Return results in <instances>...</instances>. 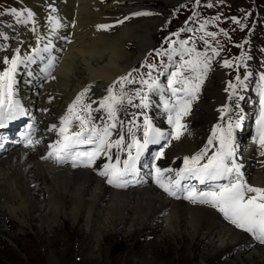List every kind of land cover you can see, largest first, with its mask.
<instances>
[{
  "label": "bare ground",
  "instance_id": "bare-ground-1",
  "mask_svg": "<svg viewBox=\"0 0 264 264\" xmlns=\"http://www.w3.org/2000/svg\"><path fill=\"white\" fill-rule=\"evenodd\" d=\"M161 2L18 0L20 10L28 9L34 14L32 23H16V18L7 12L0 15V33L8 35V40L0 39V57L11 58L15 49H28L38 41L64 39L62 45L68 47L61 66L41 91L46 99L52 98H43L40 103V133H45V146L39 152L37 148L14 149L0 158V239L16 254L31 255L27 242L32 236L44 247L52 264H70L74 250L69 241H64V228L68 225L77 235L95 239L96 245L89 251L83 246L79 249L93 264L109 262L122 241L127 243L124 252L136 249L135 258L145 260V264H169L171 253L178 259L197 258L203 264H264V244L219 216L218 209L195 206L183 198L171 199L155 187L127 191L109 187L99 175V163H108L107 157L100 158L95 172L41 160L60 138L58 131H50L51 125L59 126L61 116L85 88L90 90L83 104H91L95 123H105L104 111H95L100 107L99 101L114 84V92H118L119 78L140 66L136 63H141L154 47L155 34L167 20L162 11L167 7ZM144 19L148 23L141 32L138 25ZM121 20L123 23H118ZM98 25L113 27L98 30ZM219 62L203 99L191 100L190 111L182 119L186 125L184 134L168 146L164 161L179 164L183 157L201 151L222 119L229 96V77L223 62ZM136 89L141 87L124 90L131 96ZM138 111L141 109L125 102L117 114L126 122L129 115ZM256 143L249 136L247 156H237L244 164L245 179L252 186L264 187V148H257ZM111 155L115 162L116 154ZM200 190H206L205 186ZM11 221L15 232L7 231ZM140 241L143 244L138 246Z\"/></svg>",
  "mask_w": 264,
  "mask_h": 264
},
{
  "label": "snow or ice",
  "instance_id": "snow-or-ice-1",
  "mask_svg": "<svg viewBox=\"0 0 264 264\" xmlns=\"http://www.w3.org/2000/svg\"><path fill=\"white\" fill-rule=\"evenodd\" d=\"M200 0H196L198 5ZM211 7L212 5H207ZM4 12L12 14L16 18V23L27 25L34 21V14L31 10L16 8L5 9ZM149 13H134V15H147ZM197 14L194 12L193 16L189 17L192 20ZM128 19V17H125ZM215 19H219L218 17ZM233 22L239 23L236 17L231 18ZM213 21H206L205 24L200 25V30L203 31L207 23ZM123 23V21H118ZM187 23V21H185ZM60 25H56L59 27ZM113 27L112 25H98V30H107ZM243 28V25H241ZM35 31V29H33ZM190 31V29L181 28L178 32L172 33L173 36H178L179 32ZM225 32L224 29L220 30ZM207 36L215 40L216 32H207ZM225 35L227 33L225 32ZM0 39H8L6 35L0 33ZM204 39V37H201ZM176 41H170L171 45L176 44ZM189 41L181 40V51L179 53L180 59L183 63L172 71L167 77V87L171 90V93L176 97L175 103H170L169 100H164V108L167 111V122L172 126L171 132H163L158 128H155L149 119V117L141 112L139 115L143 116V124L140 125L136 122V115L132 120L128 122L126 131H124V121L119 120L117 113L121 107L127 102L130 105L138 109H147L150 106L151 100L149 93L159 91L161 84L157 79L152 78V70L157 66L155 64H147L149 71L145 73L149 79L140 81L141 84L147 86L148 92H144L143 89H136L131 96L126 92L125 85L136 83L133 79H130L132 73H128L125 76L119 78V84L121 91L115 93L113 87L107 89V95L99 101V109L95 111H104L106 115V121L103 126H98L92 116L91 104H83V98L87 95L90 88H85L80 92L75 100L68 106L67 113L60 118L59 126L56 124L51 125L50 131H58L60 138L51 145V151L44 159H54L57 163H66L69 160L72 161V166L77 167L78 163L87 167H91L96 160L101 156H105L108 159V163H105L102 169L99 171V175L104 177L108 184L116 187H126L132 179L138 174L137 161H139L142 153L148 147L149 144H160L161 140L166 142L160 146L159 151L155 154V159H160L164 156L165 148H167L172 140H179L184 134L183 130L186 125L182 123V119L188 114L191 108V100L185 97L191 96L192 99L196 98L195 93L199 90L202 77L209 70L208 61L209 57L205 53L198 52L195 47H184ZM206 46H210L208 40H204ZM243 45H239L242 47ZM51 44L45 45L42 49L44 52H48ZM34 51H41V49H35ZM211 51L218 55L216 48H211ZM193 53L195 55H193ZM174 54H177V50L172 48L169 50H157V55L167 56L169 59ZM187 54L190 58L183 60V55ZM237 60H241L242 57H237ZM26 60H32L31 57H21L20 49H15V54L9 58L8 56L0 57V62L7 65L2 71H0V128L6 127L5 120L15 119L17 116L24 115L23 109L18 103L13 102L12 87L15 83V76L18 71V67L25 63ZM225 67H231L232 62L224 60ZM187 68L194 76L190 79L185 77L183 80V87L176 88L174 84L179 83L176 79L177 76H183L182 68ZM138 71V69H133ZM163 73H161L162 75ZM236 79L243 84L240 77ZM195 81V82H193ZM229 87L235 89L236 84L229 82ZM227 91V89H225ZM184 93L180 96L179 93ZM7 97L8 109L3 107L4 97ZM138 98V103L133 104V101ZM261 110L260 116L257 121V142L261 148H264V91L261 92ZM77 106H80V111H77ZM227 106L222 110V114L227 112ZM46 111V109H45ZM75 123L78 130L70 131ZM120 125L121 130L117 134L116 139H112L113 131ZM234 127L238 128L239 123L235 125L229 123L226 128L213 129V135L209 138L208 144L205 147L192 155L191 157H183L184 167L175 173V178L168 177L165 182V173L171 172V169H161L154 164L155 168V183L163 189L168 195L177 197L178 193L184 194V198L190 200L192 203L206 204L219 210L223 214L224 218L231 222L236 228L241 229L247 233H250L256 240L264 244V187H255L248 184L243 180V173L241 172L242 165L236 162L235 159V139L233 136ZM142 128V139L137 138L134 129ZM126 136L129 137L126 142ZM213 140L219 141V148L211 155L207 156V162L201 164L200 161L205 158L208 153L209 146L213 144ZM34 142L31 137L27 138V145L30 146ZM35 143H40L36 140ZM81 145H90V149L86 151H76ZM116 150L115 162L111 153ZM135 149V155L132 154ZM127 152V158L121 161L120 153ZM264 155V152H261ZM233 175L235 179L233 180ZM198 180L201 185L205 186L206 190L197 191L195 185L191 187L188 184L182 183L184 180ZM228 180V183L213 184L214 181ZM254 193V195H248Z\"/></svg>",
  "mask_w": 264,
  "mask_h": 264
},
{
  "label": "rangeland",
  "instance_id": "rangeland-1",
  "mask_svg": "<svg viewBox=\"0 0 264 264\" xmlns=\"http://www.w3.org/2000/svg\"><path fill=\"white\" fill-rule=\"evenodd\" d=\"M160 2L167 7L162 8L163 14L166 16L167 20L164 22V25L161 26L160 31L155 34V45L152 48L153 50L151 53L149 55L148 52L146 53V58H144L145 60L143 59L144 62L142 61L143 63H136V66L140 64V66H135L136 68H134L138 69V71H133V69L130 70L132 73L130 79L138 81L141 78L146 77L147 75H145V73L149 70L147 68V64H155L162 67L167 65L165 62H172L170 67L177 68L180 66L183 61L180 59L179 54H174L172 58L169 59L164 55L158 56L157 50L171 51L172 48H175L176 50L181 51L179 41L187 40L189 43L184 47H195L198 52L205 53L207 57L210 58L208 61L209 70L206 73L207 75H209V73L211 74L212 70L215 69L220 60L222 62H224V60L232 62L231 67H226V73L228 74L227 68H229V81L231 80V83L236 84L237 87L235 89L230 88L228 83V93L230 89V94L233 95L230 100V94L227 98L226 106L228 110L224 113V115H227L223 121L217 122L215 127L217 128V126H219L221 128H226L229 123L234 121L233 119H235L236 112V123L241 122L242 117L248 120L249 115L255 111L252 107L253 104L249 103L247 105V102L246 104H243L238 101L246 100V95L242 92L243 88V91L248 95L247 98L250 97L251 103L255 102L254 97L259 96V94L257 95L253 84L255 80L258 83L259 89H261V97L263 88L262 84L264 83L262 82L264 81V0H200L198 5L196 4V0H160ZM209 4L212 6L208 7L207 5ZM260 6L262 7V10L258 12ZM11 8L20 10L18 0H0V15L4 13L5 9ZM194 12L197 15L192 20H189L188 18L193 16ZM217 17L219 19H215ZM232 17H236L239 23L233 22L231 19ZM142 18L143 17H141V19ZM185 21H187V23H185ZM206 21L213 22L207 23L205 29L201 31L200 25L205 24ZM147 23L148 19L141 20V23L138 25V30L143 32L144 26ZM241 25H243V28H241ZM181 28L190 29V31L179 32L178 36L171 35L172 33L178 32ZM221 29H224L227 35H225V32H221ZM207 32H216L217 36L215 40L207 36ZM201 37H204V39H201ZM204 40H208L210 46H206ZM170 41H176L177 43L171 45ZM239 45L243 46L239 47ZM211 48H216L219 54H214L211 51ZM184 55L183 60H188L190 58L187 54ZM193 55L195 54L193 53ZM237 57H242V59L237 60ZM175 62H179V64L176 66ZM181 71L187 76H194V74L187 70L186 67L182 68ZM237 76H239L240 80L243 81L242 85L236 79ZM246 83H249L247 87ZM129 86L136 87L137 85L133 84L128 85L127 87ZM117 87L118 89L116 90H120L119 83L117 84ZM236 102H238V108L235 106ZM243 108L248 109V111H243ZM240 126L242 127L241 123ZM244 133L243 127L240 129V133H237L236 136H240ZM249 136L250 134L243 137L242 140L240 137L237 138V144L239 146L243 144L242 148L244 154H246L245 149L247 147V138ZM214 141V144L211 145V149H214L215 147L217 150L219 148V141ZM258 147H261L260 144H258ZM237 154L241 157L247 156L241 152ZM64 229V236H66L64 241H69L72 245V249L74 250L70 264H93L88 256L84 255L79 249L83 246L84 249L89 251L90 248H93L96 245L95 239L89 237L88 235H77L70 230L68 225H65ZM15 230V224L12 221L9 222L7 225V231L15 232ZM36 242L37 239L29 236L27 243L28 247L32 250L31 255L27 253L26 255L21 256L8 247L6 242L1 238L0 264H52L45 255L44 247L38 245ZM61 243H63V240H61ZM142 244L143 242L140 241L138 246H141ZM126 247L127 243L125 241L119 242L116 245V249L111 256L110 261L104 264H145V260L142 261L135 258V252H137L136 249L135 251L132 250L126 253L124 252ZM169 257H171V263L169 262V264H203L197 260V258L188 259V257H184L178 259V257L173 255V253H171Z\"/></svg>",
  "mask_w": 264,
  "mask_h": 264
}]
</instances>
